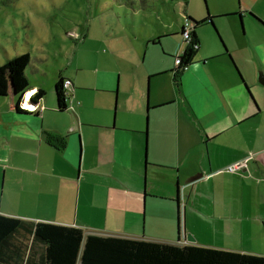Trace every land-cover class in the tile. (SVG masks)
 Returning a JSON list of instances; mask_svg holds the SVG:
<instances>
[{
  "label": "crops",
  "instance_id": "obj_1",
  "mask_svg": "<svg viewBox=\"0 0 264 264\" xmlns=\"http://www.w3.org/2000/svg\"><path fill=\"white\" fill-rule=\"evenodd\" d=\"M176 37L181 26L150 32L146 43L164 51ZM262 44L252 48L255 60L247 45L238 47L242 74L234 50L224 44L199 57V43L175 79L171 60L120 72L118 81L100 73L94 87L59 74L51 100L44 93L35 103L43 62L30 66L28 83L0 72V213L85 234L264 256ZM2 69L14 71L10 63ZM59 76L72 82L62 111ZM90 92L102 95L92 102ZM250 155L243 174L219 171Z\"/></svg>",
  "mask_w": 264,
  "mask_h": 264
},
{
  "label": "rangeland",
  "instance_id": "obj_2",
  "mask_svg": "<svg viewBox=\"0 0 264 264\" xmlns=\"http://www.w3.org/2000/svg\"><path fill=\"white\" fill-rule=\"evenodd\" d=\"M207 13L214 16L225 46L234 50L233 60L244 45L255 60L252 48L264 45V0H0V66L10 63L14 70L0 72L7 77L14 72L28 83L30 66L43 62L35 84L50 101L59 74L80 77L84 86L94 87L100 73L118 81V73H144L151 61L173 64L175 46L183 40L166 39L163 51L162 46L147 45L146 36L168 29L178 32L184 16L200 20ZM196 34L199 57L221 52L213 25L197 27ZM263 77L264 70L257 69L258 81ZM101 95L90 92L88 97L93 102Z\"/></svg>",
  "mask_w": 264,
  "mask_h": 264
},
{
  "label": "trees",
  "instance_id": "obj_3",
  "mask_svg": "<svg viewBox=\"0 0 264 264\" xmlns=\"http://www.w3.org/2000/svg\"><path fill=\"white\" fill-rule=\"evenodd\" d=\"M187 17L191 23L190 42L185 44L180 63L173 69L174 79L188 66L199 47L195 29L206 21L213 25L210 15L201 20ZM219 39L224 47L220 36ZM63 79L59 76L54 85L60 111L67 107ZM44 93L42 88H37L31 102L41 99ZM0 264H264V256L192 244L85 234L74 226L35 222L0 213Z\"/></svg>",
  "mask_w": 264,
  "mask_h": 264
},
{
  "label": "built area",
  "instance_id": "obj_4",
  "mask_svg": "<svg viewBox=\"0 0 264 264\" xmlns=\"http://www.w3.org/2000/svg\"><path fill=\"white\" fill-rule=\"evenodd\" d=\"M190 29H191V23L189 22L188 17L184 16L183 22H182L181 37H182V40L185 44H189V42H190ZM176 52L177 53L175 55V64L177 65L178 63H180V56L182 55L183 50H180L178 47L176 49ZM71 86H72L71 80L68 78H64L62 81V87H63V91L67 97L69 95V91L71 89ZM21 106H23L22 103H21ZM30 109H31V111H33L35 109V107H32ZM250 158H251V155L243 157V158L236 160L234 162H231V163L227 164L226 166H224L223 168H221L219 171L243 174L242 171L246 170L247 162Z\"/></svg>",
  "mask_w": 264,
  "mask_h": 264
},
{
  "label": "water",
  "instance_id": "obj_5",
  "mask_svg": "<svg viewBox=\"0 0 264 264\" xmlns=\"http://www.w3.org/2000/svg\"><path fill=\"white\" fill-rule=\"evenodd\" d=\"M242 23V22H241ZM259 82L261 83V84H264V82H263V80L262 79H260L259 80ZM179 218V217H178Z\"/></svg>",
  "mask_w": 264,
  "mask_h": 264
},
{
  "label": "bare ground",
  "instance_id": "obj_6",
  "mask_svg": "<svg viewBox=\"0 0 264 264\" xmlns=\"http://www.w3.org/2000/svg\"><path fill=\"white\" fill-rule=\"evenodd\" d=\"M30 94H31V92H29L28 94H27V96H29V98H30ZM27 105V104H26Z\"/></svg>",
  "mask_w": 264,
  "mask_h": 264
}]
</instances>
